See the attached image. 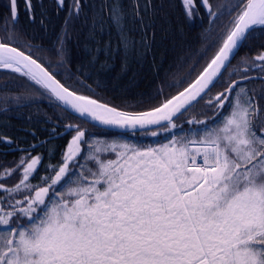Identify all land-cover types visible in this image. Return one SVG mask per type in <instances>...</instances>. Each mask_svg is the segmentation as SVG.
<instances>
[{"label":"snow or ice","instance_id":"snow-or-ice-1","mask_svg":"<svg viewBox=\"0 0 264 264\" xmlns=\"http://www.w3.org/2000/svg\"><path fill=\"white\" fill-rule=\"evenodd\" d=\"M56 5L67 15L52 59L64 67L70 58L68 27L80 15L81 0H56ZM181 6L188 20L201 8L211 18L217 15L210 0H181ZM7 7L0 69L29 78L81 120L65 126L74 135L59 165H49L52 174L39 184L31 182L42 164L41 156L31 154L36 145L17 149L22 155L14 166H0V264H264V110L256 90L244 83H264V46L253 58L231 64L257 30L264 37V0H237L233 8L239 11L201 75L143 111L121 110L64 86L49 66L14 46L23 39L16 27L18 0H8ZM24 11L35 22L32 0H24ZM110 12L124 44L122 10ZM25 47L31 52L30 42ZM229 68L233 78L225 91L208 100L215 109L213 124L188 120L205 127L177 133V120ZM226 103L230 111L222 114ZM88 124L118 131L109 141L95 137L84 127ZM161 132L172 135L159 146L125 138ZM13 175L19 176L14 185L2 182Z\"/></svg>","mask_w":264,"mask_h":264},{"label":"trees","instance_id":"trees-1","mask_svg":"<svg viewBox=\"0 0 264 264\" xmlns=\"http://www.w3.org/2000/svg\"><path fill=\"white\" fill-rule=\"evenodd\" d=\"M170 1L177 10L180 19L184 20L183 25L185 26L175 28L169 24V21H164L168 18L158 12L163 3L167 8L164 0H138L135 3L126 0L128 6L117 7L122 10V28L125 40L136 37L144 45L148 43L150 54L148 50L144 52L145 46L143 45H139L143 46L141 50L135 45H132L133 49L126 47L123 49L121 45H114L111 42L112 39L108 32L118 31V38L121 41V31L109 18L112 8L107 5L105 0H81L80 15L78 18H74L70 24L72 25L79 19L87 18L88 20L89 17L94 20L97 28L108 37L109 43L106 44L103 55L100 51L89 48L85 44L87 40H90V35L87 36V39L85 36L82 38L71 36L69 25L67 44L70 50L69 62L64 67H56L57 62L52 59L53 48L57 37L62 35L67 15V9L58 10L56 0H32L35 22L30 20L25 13L24 0H18L20 11L16 27L23 39L12 43L20 50L43 62L45 66H49V70L55 73L57 80L79 95L96 99L121 110H147L176 96L196 80L214 58L239 11L238 8H233L237 0H210L213 10L217 13L215 18H211L201 8L198 16L188 20L182 10L181 0ZM65 3L67 4L68 0H65ZM7 5L8 0H0V27H2L4 18L9 16ZM87 9H89L88 13ZM90 9L93 10L92 14ZM153 14H157L156 17L160 21H156L155 18H150L149 21L144 19L146 16L152 17ZM41 20L44 21L43 25L40 23ZM141 22L145 24H141ZM164 29L172 32L164 35L162 32ZM2 36L3 32L0 31V37ZM256 37L242 47L232 59L233 67L238 65L241 57L247 56L251 59L258 54L261 46H264V37L260 35V30L256 31ZM29 42L31 43V52L25 47ZM174 44L177 45L172 48ZM37 47L45 51H36ZM108 56L111 58L110 60L107 59ZM94 57L95 62H93ZM118 58L121 63L116 64L115 60ZM230 72H232V68L223 72L222 77L217 79L215 86L211 87L203 99L190 107L177 120L178 127L175 130L177 133L183 130L184 133L191 134L192 130L205 127L202 124H188V120H205L208 126L213 124L212 117L215 109L208 103V100L225 90L233 78L229 75ZM235 78L239 79L238 76ZM245 84L248 89L256 90L257 103L259 108L264 110V99L259 98L262 89H264V83L257 80L248 81ZM41 93H44V90L29 78L18 73L0 70V138H10L13 141L12 144L0 142L1 150L29 147L54 136L53 130L57 135L65 129L66 125L80 123L79 119L62 110L60 104L48 93H44V95ZM231 99L233 97H230L229 100ZM240 99L242 103L247 100L244 96H241ZM141 101L150 102L141 103ZM229 111L230 105L226 103L222 114H227ZM215 119L217 122L220 121L218 116ZM84 127L95 137L109 141L114 138L115 132L91 125H84ZM72 135H74L73 132L47 141L32 151V156L42 157V164L38 168L36 177L31 181L33 184H39L41 177L52 174L48 166L59 165L61 153L65 151ZM170 135L171 133L165 132H161L156 137L125 134V138L130 143L142 146H159L161 143H166ZM21 155L20 152L0 154V166H14ZM18 179V175H13L10 179L2 182L11 186Z\"/></svg>","mask_w":264,"mask_h":264},{"label":"bare ground","instance_id":"bare-ground-1","mask_svg":"<svg viewBox=\"0 0 264 264\" xmlns=\"http://www.w3.org/2000/svg\"><path fill=\"white\" fill-rule=\"evenodd\" d=\"M105 1H106L107 5L109 7H111V8H113V7H116L117 8V7L122 6V5H125V6H128L129 5L128 2H125L126 0H105ZM129 1L135 3V1H138V0H129ZM164 1L167 4V5L165 4L167 6V8L164 6V3H163L161 5V7H160V9H159L158 12L160 14L163 13V16L165 18H168L169 20L168 19H165V20L162 19V20H164L165 22H168L169 21V24L172 25V26H174L175 28L176 27L185 26V25H183L184 24V20L180 19V16H179L177 10L175 9V7L172 5L171 1L170 0H164ZM88 10L89 9L86 10L87 13H88ZM90 11H91V14H92L93 13V10L90 9ZM156 16H158V15L157 14H153L152 17L146 16L144 19H146L147 21H149L150 18L151 19L155 18L156 21H160L159 18L156 17ZM141 24H145V23L144 22L143 23L141 22ZM143 26H145V25H143ZM162 32H164V35H167L168 33L172 32V31L171 30L164 29V31H162ZM118 33H119L118 31H113V32H110L109 31L108 32V35H110V37L112 39L111 42L114 43V45H116V44L121 45V47L123 49H125V47L126 48H132L133 49V46L132 45H135L136 47H140L139 45H143L146 48V49L144 48V50H145L144 52H146L148 50V53L150 54V51L148 49L149 48V44L148 43H146L144 45L140 40L138 41L136 37H135V39H132V37H131V38H128V39L126 38V43L122 44L121 41H119ZM70 34L73 37H80V38H82V37L85 36L86 39H87V36L89 37V35H90L91 36L90 37V40H87L85 42V44H87V46H89V48H92L94 50L100 51L102 55L105 54L106 44L109 43L108 42V37L106 35H103L104 32L100 31L97 28L96 24L94 23V20H91L90 17L88 18V20H87V18L79 19V20H77V22H75L72 25H70ZM91 38H92V40H91ZM166 40H168V39L166 38ZM176 45L177 44H174L172 46V48H175ZM143 46H141V47H143ZM141 47L139 48L140 50L142 49ZM112 49H114V47H112ZM107 59L110 60L111 58L108 56ZM115 61H116V64L121 63L119 58L116 59ZM6 71H9V70H6Z\"/></svg>","mask_w":264,"mask_h":264},{"label":"water","instance_id":"water-1","mask_svg":"<svg viewBox=\"0 0 264 264\" xmlns=\"http://www.w3.org/2000/svg\"><path fill=\"white\" fill-rule=\"evenodd\" d=\"M203 72V71H202ZM219 77H217V79H218ZM217 79L215 80V81H217ZM215 83V82H214ZM50 95V94H49ZM51 96V95H50ZM52 97V96H51ZM54 100H56L54 97H52ZM198 100H200V99H198ZM57 101V100H56ZM58 102V101H57ZM59 103V102H58ZM195 103H197V101L196 102H193V104H195ZM60 104V103H59ZM62 108H63V106L62 105H60ZM67 112V111H66ZM68 113V112H67ZM71 115L72 116H74V117H76V118H78V119H80L81 120V118L79 117V115L77 114V113H74V112H72L71 113ZM89 125H91V124H89ZM92 126V125H91ZM97 128H100V129H105V130H109V129H106V128H104V126H100V125H97L96 126ZM109 131H113V132H116V131H118V130H115V129H113V130H109ZM68 132H66L65 130H63L62 131V133H60V134H58V135H56V136H53V137H50V138H48V139H45V140H43L42 142H39V143H37V144H34V145H36V147H38V146H40L41 144H43V143H45V141H48V140H53V139H56V138H58V137H63V135H65V134H67ZM31 147V146H30ZM30 147H28V148H24V149H29ZM20 150H23V149H20ZM13 151H18L17 149H13V150H9V151H3V152H13Z\"/></svg>","mask_w":264,"mask_h":264},{"label":"flooded vegetation","instance_id":"flooded-vegetation-1","mask_svg":"<svg viewBox=\"0 0 264 264\" xmlns=\"http://www.w3.org/2000/svg\"><path fill=\"white\" fill-rule=\"evenodd\" d=\"M255 72L259 73V69H257ZM251 75H252V76H257L258 74L252 72ZM256 95H257V94H256ZM31 154H32V153H31Z\"/></svg>","mask_w":264,"mask_h":264}]
</instances>
